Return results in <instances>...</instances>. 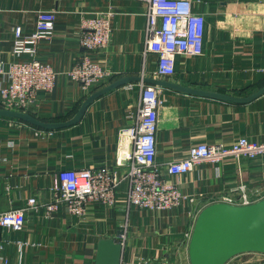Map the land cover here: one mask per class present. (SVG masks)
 <instances>
[{
  "label": "crops",
  "instance_id": "crops-1",
  "mask_svg": "<svg viewBox=\"0 0 264 264\" xmlns=\"http://www.w3.org/2000/svg\"><path fill=\"white\" fill-rule=\"evenodd\" d=\"M204 16L202 53L175 55V72L158 76L157 55L145 49L147 5L141 0H0V65L11 59L13 27L31 33L40 10L54 13L48 39L39 42L36 57L57 71L50 91H38L29 112L46 121L74 115L88 95L68 74L81 59L80 24L84 18L111 12L107 46L90 58L111 73L96 89L124 76L157 77L173 84L247 96L264 86V0H191ZM6 77L0 71V86ZM141 82L123 84L93 100L82 118L60 129L44 130L0 116V212L26 205L20 230L0 226V254L10 263L95 264L97 242L113 237L121 243L120 264H189L187 245L198 211L231 196L252 202L264 196V156L203 161L183 174L167 172V164L185 158L199 143L230 146L240 137L264 142V92L235 101L157 86L155 163L163 179L184 195L165 210L128 206L126 180L114 203H88L83 217L63 204L49 211L56 174L65 168L116 166L118 132L132 124ZM94 89V90H96ZM129 149L131 146H128ZM120 232V233H119ZM227 264H264L263 253H243Z\"/></svg>",
  "mask_w": 264,
  "mask_h": 264
},
{
  "label": "built area",
  "instance_id": "built-area-1",
  "mask_svg": "<svg viewBox=\"0 0 264 264\" xmlns=\"http://www.w3.org/2000/svg\"><path fill=\"white\" fill-rule=\"evenodd\" d=\"M141 1L147 5L145 49L157 55L156 74L170 76L175 72L176 54L202 53L204 16L193 11L191 0ZM112 15L110 11L97 13L84 18L80 24L79 43L84 53L68 74L87 94L111 77L108 70L90 58V53L105 48L109 43ZM54 24V13L40 10L31 33H25L21 25L13 27L11 59L6 62L5 69L0 65V71L6 77L5 84L0 86V107L29 113L36 105L37 92L52 90L57 71L39 60L36 53L39 42L51 36ZM160 103L157 87L141 82L138 102L131 114L132 124L120 128L118 132L115 165L124 166V172L119 174L108 165L93 169H61L56 174L53 198L47 209L52 211L63 204L70 213L83 217L88 203L102 201L111 206L122 180L127 182L125 197L128 206L155 210L176 206L184 195L175 184L163 179L155 163ZM229 156L235 159L264 156V142L242 136L230 146L195 144L185 158L170 161L166 169L172 175L183 174L200 162L217 163ZM222 201L238 204L250 202L245 195L241 202H235L231 196L223 197ZM36 205L35 197H30L25 206L0 212V226L22 229L25 211ZM0 264L21 263H10L0 254ZM138 264L150 262L145 260Z\"/></svg>",
  "mask_w": 264,
  "mask_h": 264
},
{
  "label": "water",
  "instance_id": "water-1",
  "mask_svg": "<svg viewBox=\"0 0 264 264\" xmlns=\"http://www.w3.org/2000/svg\"><path fill=\"white\" fill-rule=\"evenodd\" d=\"M139 81L235 101H247L264 92L262 86L250 95L236 97L173 84L157 77L124 76L88 94L74 115L64 121H46L28 112L2 107L0 116L18 119L44 130L64 128L77 123L89 104L97 97L123 84ZM250 252L264 254V196L245 204L215 201L198 211L188 239L189 264H226L235 256ZM121 253V243L115 238H100L96 247L95 264H120Z\"/></svg>",
  "mask_w": 264,
  "mask_h": 264
}]
</instances>
